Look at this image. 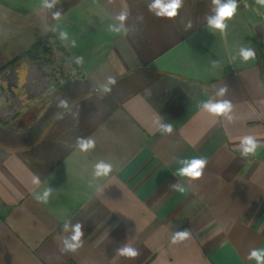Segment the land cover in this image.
Instances as JSON below:
<instances>
[{
  "label": "crops",
  "instance_id": "0c3cea01",
  "mask_svg": "<svg viewBox=\"0 0 264 264\" xmlns=\"http://www.w3.org/2000/svg\"><path fill=\"white\" fill-rule=\"evenodd\" d=\"M150 2L58 0L46 9L42 0H0L8 104L0 264H256L247 257L264 248V6L238 0L222 35L206 28L212 0H184L172 19L155 17ZM121 12L128 33L109 32ZM240 47L255 58L233 60ZM108 77L116 83L102 94ZM208 99L229 100L233 122L203 111ZM158 119L173 125L171 134L159 132ZM244 135L261 143L254 156H240ZM78 138L95 148L82 152ZM180 158H204L202 177L178 176ZM99 161L113 170L93 179ZM65 223L83 225L75 253L60 251ZM180 230L189 238L172 244ZM125 245L140 255H115Z\"/></svg>",
  "mask_w": 264,
  "mask_h": 264
},
{
  "label": "clouds",
  "instance_id": "9594fccd",
  "mask_svg": "<svg viewBox=\"0 0 264 264\" xmlns=\"http://www.w3.org/2000/svg\"><path fill=\"white\" fill-rule=\"evenodd\" d=\"M58 0H42L43 8L52 9L55 7ZM184 0H151L147 5L148 11L151 12L157 18H168L172 19L176 17L179 10L182 8ZM258 5L264 6V0H256ZM212 15L206 17V28L210 31H219L222 35L226 34L228 28L227 21L231 20L238 8V0H212ZM127 12H121L115 17L118 20L119 26L114 24L109 25L108 31L120 34H127L129 29L125 25L127 19ZM55 18L60 17V12L56 11L53 13ZM142 19V17H140ZM191 27V23L187 25ZM60 38L66 39L67 33L61 32ZM75 42H73L74 44ZM239 58L243 62H247L250 59L255 58V51L248 47H240L237 54L232 57L233 60ZM83 62V57H77L76 63L80 64ZM215 63V62H214ZM116 80L114 77H108L106 83L102 84L99 91L102 94H107L111 92V86L115 85ZM228 91L227 87H222L216 93L217 96L223 97ZM57 107L67 110L69 108L68 101L66 99H60ZM200 108L214 116H223L228 122H233L234 116L232 115L234 106L226 99L213 100L208 99L200 103ZM157 128L161 134H171L173 131V125L171 123L163 122L162 119L156 121ZM240 156L241 158H247L249 156H254L257 150L261 147L260 141L253 135H244L240 138ZM76 147L82 152H87L95 148V141L92 138H78L76 142ZM177 164L179 168L177 169V175L181 177H187L191 180H198L203 175V170L207 164L204 158H180L177 159ZM112 165L106 163L105 161H99L94 165L92 172L93 179H98L108 176L112 172ZM39 183L38 178L35 181ZM172 187L178 191L183 192L185 190L184 186L180 183H173ZM53 189L51 187L46 188L42 195H38L36 199L39 202L46 203L49 197L52 195ZM83 225L80 223L70 224L65 223L64 231L69 233L68 235L62 237L61 244L62 247L60 251L62 253H75L78 249L83 247L84 232L82 231ZM190 233L188 230H180L173 234L171 238L172 244H177L188 239ZM115 255L125 257V258H137L140 253L138 250L132 248L131 246H123L115 248ZM248 260H255L256 264H264V248H252L247 257Z\"/></svg>",
  "mask_w": 264,
  "mask_h": 264
},
{
  "label": "rangeland",
  "instance_id": "374dc122",
  "mask_svg": "<svg viewBox=\"0 0 264 264\" xmlns=\"http://www.w3.org/2000/svg\"><path fill=\"white\" fill-rule=\"evenodd\" d=\"M0 52L1 53H4V48H2L1 46H0ZM2 60V57H1V55H0V77H1V75H2V69L4 68L2 65H3V61H1ZM18 70V86H17V88L15 89L16 91H19L20 89V87L22 86V84H23V81H24V75H23V65H20L19 66V68L17 69ZM4 82H5V80H3V79H0V84H2L1 85V87H2V94L0 95V112H1V115H0V117L2 118V116H3V114H2V109L4 108V107H6L7 105H3V103H1V102H4V101H6V98H7V92H6V88H5V85H4ZM9 102H12V101H9ZM12 106H14L15 104H14V102H12V103H10ZM16 107V106H15ZM12 108V107H11ZM3 119V118H2Z\"/></svg>",
  "mask_w": 264,
  "mask_h": 264
},
{
  "label": "bare ground",
  "instance_id": "6f19581e",
  "mask_svg": "<svg viewBox=\"0 0 264 264\" xmlns=\"http://www.w3.org/2000/svg\"><path fill=\"white\" fill-rule=\"evenodd\" d=\"M32 67V66H31ZM31 72H32V70H31ZM12 73V72H11ZM30 90V89H29Z\"/></svg>",
  "mask_w": 264,
  "mask_h": 264
}]
</instances>
